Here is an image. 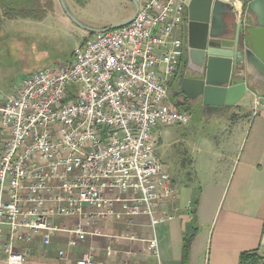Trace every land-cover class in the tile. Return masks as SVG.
<instances>
[{
  "label": "built area",
  "instance_id": "obj_1",
  "mask_svg": "<svg viewBox=\"0 0 264 264\" xmlns=\"http://www.w3.org/2000/svg\"><path fill=\"white\" fill-rule=\"evenodd\" d=\"M185 12L184 0H143L127 24L88 34L70 63L0 94V264H36L26 247L36 237L48 246L64 232L71 246L113 217L131 226L144 216L153 230L171 218L164 205L174 187L152 132L188 120L169 87L184 53L173 32ZM71 217L77 226L58 224ZM145 242L158 259L155 233ZM92 251L73 264H94ZM65 255L57 250L58 260Z\"/></svg>",
  "mask_w": 264,
  "mask_h": 264
},
{
  "label": "crops",
  "instance_id": "obj_2",
  "mask_svg": "<svg viewBox=\"0 0 264 264\" xmlns=\"http://www.w3.org/2000/svg\"><path fill=\"white\" fill-rule=\"evenodd\" d=\"M142 1L136 0L138 6ZM242 4L240 0L233 1L238 14ZM134 12L135 7L131 13L104 25L87 27L105 29L131 17ZM176 29L174 36L183 31L179 26ZM248 102L250 107L244 105ZM221 115L228 117L232 125L229 143L222 150L228 153V165L222 176L221 169L213 170L211 183L206 189H201L196 201L193 219L189 212L183 216L187 211L180 206L174 188V195L164 205L171 216L170 222L154 226L158 259L151 254L145 242L152 235L148 218L136 217L131 226H126L122 216H119L101 222L105 226L88 229L99 233L88 235V240L82 243L83 250L92 248L94 264H239L240 254L245 251L256 252L261 257L257 264H264V246L261 245L264 235V89L258 92L248 86L244 96L230 107L228 113ZM216 179L221 181L220 187L212 183ZM191 196L190 193L188 200ZM186 221L191 222L190 233H185ZM125 235L133 238L125 239ZM186 238L190 243L183 262V242ZM67 241L68 234L64 232L57 233L48 246L42 244L40 237L34 238L26 246L30 251L29 261L55 263L54 250L67 248ZM33 249L50 251V256H31ZM108 249L110 254H107Z\"/></svg>",
  "mask_w": 264,
  "mask_h": 264
},
{
  "label": "rangeland",
  "instance_id": "obj_3",
  "mask_svg": "<svg viewBox=\"0 0 264 264\" xmlns=\"http://www.w3.org/2000/svg\"><path fill=\"white\" fill-rule=\"evenodd\" d=\"M66 1L70 11L82 25L93 27L127 15L134 9L131 0ZM240 1L243 2V8H246L249 0ZM45 2L46 0H41L42 5ZM47 5L49 6H42L45 13L41 18L9 17L0 6V92L6 95L14 94L27 75L47 66L70 63L75 50L82 45L88 34L66 16L58 0H51ZM179 27L183 31L175 36L184 42L185 26L179 24ZM171 82L170 102L179 111L187 114L188 120L186 123L157 126L153 128L152 138L155 141L156 154L177 192L180 206L187 211L183 216L189 212L193 219L196 206L189 207L188 197L194 190L201 192V189L209 186L212 172L216 168L221 169V176L225 173L228 153H223L222 150L227 148L232 125L225 115H215L219 118L214 115L205 116L199 103L192 104L187 101L178 93V85H171ZM244 105L250 107L251 103ZM217 181L213 180L212 183L220 187L222 183ZM169 220L164 222L169 223ZM79 222L78 218L71 217L60 219L58 224L77 226ZM97 226L105 224L99 222L87 229L93 230ZM149 231L150 234L155 232L152 227ZM73 240V245L66 248L64 260H58L57 251L54 250L56 260L53 264H73L79 254L85 251L82 243L88 240V236L83 239L73 237ZM38 254L49 255L50 251L33 249L31 256ZM36 263L46 264L38 261Z\"/></svg>",
  "mask_w": 264,
  "mask_h": 264
},
{
  "label": "water",
  "instance_id": "obj_4",
  "mask_svg": "<svg viewBox=\"0 0 264 264\" xmlns=\"http://www.w3.org/2000/svg\"><path fill=\"white\" fill-rule=\"evenodd\" d=\"M66 16L89 33L114 29L130 22L134 14L108 28L92 29L82 25L70 11L66 0H58ZM187 7L186 72L180 80V91L189 100H196L205 116L228 113L245 94L247 87L264 89V0H249L247 11L252 20L246 26L223 29V0H184ZM215 18L220 28L214 30ZM243 79V81H239ZM200 191L194 190L189 207L196 206ZM191 222L184 225L191 232ZM261 245L264 246V235Z\"/></svg>",
  "mask_w": 264,
  "mask_h": 264
},
{
  "label": "trees",
  "instance_id": "obj_5",
  "mask_svg": "<svg viewBox=\"0 0 264 264\" xmlns=\"http://www.w3.org/2000/svg\"><path fill=\"white\" fill-rule=\"evenodd\" d=\"M83 2L85 0H77ZM51 0H46L41 4V0H0V6L4 9V14L9 17H32L41 18L45 11L42 6H49ZM245 5V2H244ZM190 240L186 238L183 242V262L187 257ZM261 257L256 252H242L239 264H257Z\"/></svg>",
  "mask_w": 264,
  "mask_h": 264
},
{
  "label": "flooded vegetation",
  "instance_id": "obj_6",
  "mask_svg": "<svg viewBox=\"0 0 264 264\" xmlns=\"http://www.w3.org/2000/svg\"><path fill=\"white\" fill-rule=\"evenodd\" d=\"M224 2H226L227 4L222 8L221 10V19L223 22V29H226L227 31H230L231 29H235L236 28V22H240L242 25L246 26L247 24H249V21L252 20V15L247 11V7L243 8V4L241 6V12L240 14H238L233 6V1L231 0H223ZM243 3V2H242ZM215 24L216 26H214V30H217L220 28V25L217 26L218 24V19L215 18ZM184 25L185 26V37H184V42H183V57L180 61V65L177 68L174 76L172 77L171 81V85H173L174 83H176L178 85V93L181 94V96L185 97L187 99V101H189L190 103H196V100H189L187 98V96L182 93L180 91V80L181 77L184 76V73L186 72V59H185V49H186V37H187V14L185 16H183L182 22L180 23V25ZM172 87V86H171ZM200 106V105H199Z\"/></svg>",
  "mask_w": 264,
  "mask_h": 264
}]
</instances>
